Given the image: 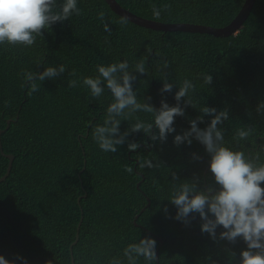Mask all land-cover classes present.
<instances>
[{"label":"trees","instance_id":"trees-1","mask_svg":"<svg viewBox=\"0 0 264 264\" xmlns=\"http://www.w3.org/2000/svg\"><path fill=\"white\" fill-rule=\"evenodd\" d=\"M117 1L137 15L164 23L224 27L246 0ZM153 5L160 9L158 19ZM77 6L82 15L73 14L45 29L31 47L0 44L2 145L4 152L15 155L11 172L0 185V256L12 264L25 260L27 264H111L114 258L128 264L123 254L128 244L149 237L156 241V252L158 236L163 240L160 264H240V252L246 249L242 238L234 243L221 239L220 233L226 231L222 226L216 228L215 239L202 233L205 221L198 212L175 218L178 209L171 198L182 186L205 193L220 186L210 172L211 154L194 134L188 137L190 145L185 141L177 146L173 141L190 129V120L203 116V107L216 108L217 114L228 113V119L216 126L224 137L222 146L244 152L256 165L264 164V107H259L264 102V0H256L239 32L225 37L162 31L127 18L122 26L123 16L105 0H78ZM101 11L110 33L97 18ZM144 58L146 74L133 72ZM125 60L136 76L133 90L141 103L159 109L164 100L175 106V93L185 79L195 91L180 102L184 116L175 118V132L166 140L153 142L143 132L130 133L116 153L102 152L92 132L97 124L103 125L113 98L106 87L101 97L93 98L80 83L69 88L68 81L95 77L97 65ZM61 64L66 72L46 79L31 96L27 86L21 88L23 72H43ZM73 69L74 77L69 75ZM202 74L211 75L212 83L206 84ZM165 80L174 87L161 94ZM137 117L153 122L151 114L137 112L122 121L120 135L130 132ZM211 119L204 116L197 127L206 129ZM241 130L248 132L244 139L238 135ZM153 133L158 130L153 128ZM128 142L141 146L129 152ZM144 159L153 167L141 169ZM9 161L0 147V178ZM126 165L132 167L131 174L124 171ZM148 198L152 203L137 225L135 218ZM209 218L214 219L210 214ZM137 264L148 262L139 257Z\"/></svg>","mask_w":264,"mask_h":264},{"label":"clouds","instance_id":"clouds-1","mask_svg":"<svg viewBox=\"0 0 264 264\" xmlns=\"http://www.w3.org/2000/svg\"><path fill=\"white\" fill-rule=\"evenodd\" d=\"M78 0H0V44L21 45L25 48L31 47L36 43L38 36H43L45 29H51L54 24L63 23L75 14L82 15V10L77 6ZM170 8V5H164ZM153 16L160 17V9L152 6ZM105 14L99 12L97 18L104 23ZM119 23L124 26L127 24L126 18H121ZM104 31L110 33L107 23H104ZM144 58L137 62L134 71L141 75L146 74ZM167 63L164 67H168ZM98 75L95 77H81L78 82L76 79L68 81L69 88L77 87L78 83L88 89L93 98H99L104 94L105 87L109 90L113 102H111L104 117L103 125L97 124L93 128L92 139L102 152L116 153L117 145L125 144V137L130 133L143 132L149 135L151 140H166L167 136L175 132L173 127L177 116H184V108L181 101L188 96L190 90L195 91V85L185 79L176 91L174 99L175 106H169L161 100L159 109L150 103H141L137 100L136 92L133 90V82L136 76L129 72V63L115 62L109 65H97ZM66 72V66L61 64L58 67H46L43 72L26 71L22 75L24 82L21 88L28 87V95L39 91L41 83L46 79L53 80L62 76ZM70 76H76L77 72L73 69ZM203 75L206 84L212 83L211 75ZM40 82V83H38ZM174 85L165 80L160 93H171ZM151 97H148L150 100ZM188 101H185L187 104ZM259 107H264L261 102ZM137 112L149 113L153 117V122L145 123L138 117L130 132L126 131L120 135V125L122 121L129 120ZM203 116L190 120V129L182 135H176L173 143L179 145L185 141L190 145L189 136H195L206 151L211 154L210 172L214 175L215 183L219 185V190L209 188L208 192H196L188 185L172 194L171 203L177 209L176 219L188 217L192 212H198L200 218L205 221L201 225V232H207L210 237L215 239V230L222 226L220 233L221 239L235 242L237 238H242L246 249L240 252V264H264V164L256 165L246 159L244 152L232 151L228 147L222 146L224 140L222 131L217 129V124L228 119L227 111L217 114L216 108L203 107ZM212 117L206 129L201 130L197 127L198 122H203V117ZM153 128L158 130V134L153 133ZM240 139L247 137L248 132L239 131ZM138 142H128L129 152H135L140 148ZM139 167H153L151 161L144 159ZM124 171L131 174L133 169L126 165ZM211 193V194H209ZM191 194V198L190 197ZM165 212L167 209L165 208ZM209 214L214 219L209 218ZM156 241L149 237H144L137 243H130L124 248L123 254L128 264H137L139 257H144L148 264L157 259ZM23 259L22 257H17ZM0 264H12L0 256ZM27 264V261H24ZM111 264H121L118 259H113Z\"/></svg>","mask_w":264,"mask_h":264},{"label":"water","instance_id":"water-1","mask_svg":"<svg viewBox=\"0 0 264 264\" xmlns=\"http://www.w3.org/2000/svg\"><path fill=\"white\" fill-rule=\"evenodd\" d=\"M105 1L110 5V7L113 9V11H115L117 14L131 20L132 22H134L138 25L144 26V27L162 30V31H189V32L208 33L211 35L222 36V37L233 35V34H236L237 32H239L240 29H242V27L244 26V23L248 19L249 15H250V13H251V11H252L255 3H256V0H246L241 11L238 13V15L234 18V20L230 24H228L227 26H224V27H213V26H208V25H203V24H195V23H187V22L164 23V22L144 18L140 15H137L136 13L125 8L117 0H105ZM8 122L10 124V121H8ZM8 127H9V125H8ZM4 131H5V129H0V147H1L2 154L9 157L10 161H9L7 173L0 178V185L9 176V174L12 170L13 161L15 158L14 154L4 152L3 145H2V133ZM137 162L139 163V161H137ZM85 167H86V165H85ZM144 180H145V176H143V179L138 183V188H140V185L142 182H144ZM148 201H149L148 205L141 211L140 214H138L136 216L135 224L138 225V223H137L138 218L145 211V209L151 205V203H152L151 198H148ZM82 220H83V218L81 219V222L79 224V229H80V225L82 223ZM78 236H79V234H78ZM157 238L160 240V245L158 246V248L156 250V257L158 260V264H160L159 252L163 246V240L158 236H157ZM76 242L77 241H75L73 243V245L76 244ZM73 245L71 246V250H73V248H72Z\"/></svg>","mask_w":264,"mask_h":264}]
</instances>
